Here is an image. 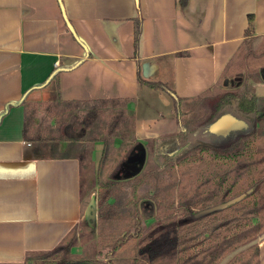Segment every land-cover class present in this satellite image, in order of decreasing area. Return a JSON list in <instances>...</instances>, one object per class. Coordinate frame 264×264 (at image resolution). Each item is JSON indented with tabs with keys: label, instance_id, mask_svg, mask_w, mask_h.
<instances>
[{
	"label": "crops",
	"instance_id": "0c3cea01",
	"mask_svg": "<svg viewBox=\"0 0 264 264\" xmlns=\"http://www.w3.org/2000/svg\"><path fill=\"white\" fill-rule=\"evenodd\" d=\"M60 2L62 9L58 0H0V112L9 102L58 94L64 100L131 99L126 109L135 140L144 145L153 138L163 153L178 142L171 97L141 85L139 77L166 84L183 103L195 100L216 83L247 31L264 36V0H190L184 8L177 0ZM58 69L45 87L31 89ZM250 83L264 108V73ZM156 101L165 108L159 116L152 112ZM85 133L34 145L23 136L22 105L0 121V264H30L66 242L84 220L85 170L74 153L90 145L96 170L103 148L100 140L86 144ZM121 142L115 137V147ZM254 242L264 264V235Z\"/></svg>",
	"mask_w": 264,
	"mask_h": 264
},
{
	"label": "trees",
	"instance_id": "16d2710c",
	"mask_svg": "<svg viewBox=\"0 0 264 264\" xmlns=\"http://www.w3.org/2000/svg\"><path fill=\"white\" fill-rule=\"evenodd\" d=\"M189 1L177 3L184 8ZM64 20L84 46L70 21ZM140 33L141 20L136 19L135 46ZM263 62L264 36L247 31L216 83L195 98L207 107L208 126L229 114L245 127L221 146L197 142L179 156L159 152L153 138L144 145L135 140L134 121L126 109L131 99L64 100L58 94L53 100L6 103L0 121L11 107L22 105L23 136L34 145L78 140L81 135L75 134L83 129L86 144L103 143L96 170L91 169L98 187L95 256L73 257L78 239L73 232L30 264H219L244 245L247 248L226 264H260L258 245L251 242L264 233V108H258L250 79L261 73ZM59 72L54 70L31 89L45 87ZM230 77L233 84L226 87L223 80ZM139 83L171 97L179 146L187 145L201 123L184 118L182 100L166 84L140 77ZM115 137L122 140L121 146L115 147ZM137 147H142L144 162L137 163L138 172L125 176L127 158ZM74 155L83 170L93 166L90 145Z\"/></svg>",
	"mask_w": 264,
	"mask_h": 264
},
{
	"label": "rangeland",
	"instance_id": "374dc122",
	"mask_svg": "<svg viewBox=\"0 0 264 264\" xmlns=\"http://www.w3.org/2000/svg\"><path fill=\"white\" fill-rule=\"evenodd\" d=\"M264 69V62L262 63V68L261 70ZM236 77V74L235 76ZM233 79L232 77L230 78H225L223 82H227L225 84L226 87H229L230 85L233 84ZM236 79V78H235ZM222 82V84H223ZM230 82V83H228ZM221 84V86H222ZM152 100H157L154 96H151ZM172 100H169V107L172 110V114L175 115L174 113V107L171 102ZM163 103V102H162ZM153 110V115L159 116V114L163 113L165 111V108L161 105V102L156 101L154 103V106L152 107ZM206 105L204 104L203 101L199 102L196 100H191L188 102L182 103V110L184 113V118L192 123V124H200L195 132H192L191 135L189 136V142L187 145L184 147L179 146V143L176 141L173 143V146L170 147V149L166 150L167 154H170L171 156H179L182 154V152L189 147L192 144H195L197 142L201 143H209V144H215L218 146H221L222 143L227 141L230 136L235 135L239 129L234 128V129H229L227 132H221L219 130L212 131L211 125H207V120H205L206 114H207V109ZM133 119V117H132ZM53 122V121H52ZM209 123V122H208ZM207 126L208 131H205V127ZM201 132V133H199ZM128 135V133H125ZM128 137V136H127ZM158 150V149H157ZM159 151V150H158ZM145 157V156H144ZM111 164V163H110ZM109 164V165H110ZM108 165V167H109ZM107 167V168H108ZM91 169H93V166L88 167L82 175V197H83V207L86 209L91 206H95V220L93 225L92 220L84 218V220L79 224V226L74 230L73 232H76V236L78 235V239L76 241V245L74 248H72V252L75 254L73 257H92L95 256L96 253V239L98 237V232H97V200H96V195H97V189L98 187L95 185L96 182V177L94 178L91 175ZM106 175V174H105ZM92 214V212H90ZM256 240V239H255ZM248 245H244L240 248H237L234 252L229 254L227 257H225L219 264H226V262L231 259L235 254L239 253L240 251L244 250L247 248ZM77 248V252L75 249ZM76 252V253H75Z\"/></svg>",
	"mask_w": 264,
	"mask_h": 264
},
{
	"label": "water",
	"instance_id": "95a60500",
	"mask_svg": "<svg viewBox=\"0 0 264 264\" xmlns=\"http://www.w3.org/2000/svg\"><path fill=\"white\" fill-rule=\"evenodd\" d=\"M261 73H264V69L261 70ZM227 122V125H223L220 126L221 123ZM211 125V130L215 131V130H219L221 132H227L229 131V129H240L245 127L244 122L232 117L229 114H223L221 116H219L216 120H214L213 122H211L209 124V126ZM137 152L133 155H131L130 157L127 158V162L125 163V167L128 169V171H126L124 173L125 176H129L132 173L138 172L140 170V167L138 164H142L144 162V153L142 152V147H137ZM90 212H92V214H90ZM86 219L88 220H92V225L94 223L95 220V206H91L88 207L86 209V215H85ZM264 235V233L259 236L262 237Z\"/></svg>",
	"mask_w": 264,
	"mask_h": 264
},
{
	"label": "flooded vegetation",
	"instance_id": "af4514ba",
	"mask_svg": "<svg viewBox=\"0 0 264 264\" xmlns=\"http://www.w3.org/2000/svg\"><path fill=\"white\" fill-rule=\"evenodd\" d=\"M227 122L221 123L220 126L227 125Z\"/></svg>",
	"mask_w": 264,
	"mask_h": 264
}]
</instances>
